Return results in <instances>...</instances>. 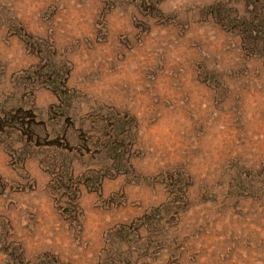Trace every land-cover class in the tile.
I'll list each match as a JSON object with an SVG mask.
<instances>
[{
    "label": "rangeland",
    "instance_id": "obj_1",
    "mask_svg": "<svg viewBox=\"0 0 264 264\" xmlns=\"http://www.w3.org/2000/svg\"><path fill=\"white\" fill-rule=\"evenodd\" d=\"M0 264H264V0H0Z\"/></svg>",
    "mask_w": 264,
    "mask_h": 264
},
{
    "label": "trees",
    "instance_id": "obj_2",
    "mask_svg": "<svg viewBox=\"0 0 264 264\" xmlns=\"http://www.w3.org/2000/svg\"><path fill=\"white\" fill-rule=\"evenodd\" d=\"M255 45H257V44H255ZM234 52H235V50H234ZM236 57H239V55L236 54L234 56V58H236ZM217 67L218 68H215V67L213 68L214 76L212 75L213 77L210 79V83H211L210 86L214 85V87L218 90V89L223 88L224 86H226V78H227V76H225L224 73L220 72L221 66H217ZM208 85L209 84H206V87H209Z\"/></svg>",
    "mask_w": 264,
    "mask_h": 264
}]
</instances>
